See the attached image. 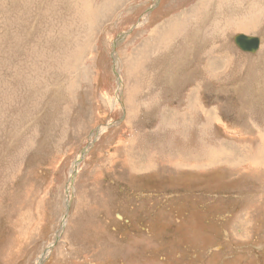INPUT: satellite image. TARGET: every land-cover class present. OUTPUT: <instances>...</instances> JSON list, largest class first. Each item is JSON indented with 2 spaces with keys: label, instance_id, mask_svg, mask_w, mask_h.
<instances>
[{
  "label": "rangeland",
  "instance_id": "obj_1",
  "mask_svg": "<svg viewBox=\"0 0 264 264\" xmlns=\"http://www.w3.org/2000/svg\"><path fill=\"white\" fill-rule=\"evenodd\" d=\"M261 137L264 0H0V264H264Z\"/></svg>",
  "mask_w": 264,
  "mask_h": 264
},
{
  "label": "bare ground",
  "instance_id": "obj_2",
  "mask_svg": "<svg viewBox=\"0 0 264 264\" xmlns=\"http://www.w3.org/2000/svg\"><path fill=\"white\" fill-rule=\"evenodd\" d=\"M232 3V2H231ZM207 7V6H206ZM208 8V7H207ZM214 17V16H213ZM231 17V16H230ZM143 23V22H142ZM189 23V22H188ZM209 23V22H208ZM236 24L237 25H235L237 28H240V31L241 30H250V29H253V26H249L250 25V23H246V22H243L242 24H238V22H236ZM204 25V24H203ZM187 26V25H186ZM209 26V25H208ZM206 27V26H205ZM217 28V27H216ZM170 30H171V26H170ZM210 30V29H209ZM215 31V30H214ZM171 32H172V30H171ZM204 32V31H203ZM216 33H218V32H216ZM178 35V34H177ZM211 35H212V33H211ZM214 37V36H213ZM225 37V36H224ZM199 38V37H198ZM202 38V37H201ZM229 38V37H228ZM192 40V39H191ZM199 40V39H198ZM261 41V40H260ZM224 42V41H223ZM216 45V44H215ZM164 46V45H163ZM221 46V45H220ZM171 47V46H170ZM212 48H213V45H212ZM216 49V48H215ZM214 49V50H215ZM213 50V51H214ZM221 50V49H220ZM205 51V50H204ZM207 51V50H206ZM208 51H210V50H208ZM187 52H189V51H187ZM247 52V51H246ZM211 53H212V51H211ZM253 53V52H252ZM202 54V53H201ZM206 56L208 55V54H205ZM227 56V55H226ZM202 58V60L204 59L203 57H201ZM212 59V58H211ZM204 61V60H203ZM209 61V59H206L205 60V63L207 62V63H210V62H208ZM184 62V61H183ZM216 63V62H215ZM218 69L219 68V66L218 67H215V69ZM177 70V69H176ZM200 70H201V72L202 71H206V73L208 72V70H207V67H205V66H203L202 68H200ZM178 73V72H177ZM202 74V73H201ZM200 74V75H201ZM180 75V74H179ZM205 75V74H204ZM207 75V74H206ZM209 76H211V75H209ZM211 77H213V76H211ZM179 80V79H178ZM207 80V79H206ZM161 81V80H160ZM209 81H210V79H209ZM214 81H216V79L214 78V80L212 79V81H211V83H216V82H214ZM203 82V81H202ZM183 83V82H182ZM154 85V84H153ZM160 85V84H159ZM161 85H162V83H161ZM160 85V86H161ZM182 85V84H181ZM172 86V85H171ZM175 87V86H174ZM172 88H170V90H171ZM182 89V88H181ZM196 91H200V89H197ZM197 101H199V103H197ZM186 102H189L188 104H192L193 105V107L194 108H191V109H187L186 111H184V112H181V111H179V112H174V113H172V114H179V113H189L190 114V116L192 115V113H197V114H205V115H208V114H210V113H212V112H208V111H205L204 110V108L202 107V106H200V100L199 99H194L193 101H191V99L189 100V101H186ZM187 104V103H186ZM190 106V105H189ZM191 107V106H190ZM200 110H202V111H204V112H202V111H200ZM193 111V112H192ZM214 113H216V114H218L219 112H214ZM185 116H187V114H185ZM176 118L178 119L177 121H179L180 119H181V117L179 116H177L176 115ZM174 120V119H173ZM182 120V119H181ZM206 120H208V117L206 118V119H204V122H207ZM175 122V121H174ZM196 122L197 123H199V122H202V119H200V118H198V119H196ZM216 122H217V119H216ZM170 123V122H169ZM181 123V122H180ZM207 127V126H206ZM136 136V135H135ZM196 138H197V140H198V142H200V144H201V148L200 149H198L197 150V154H195L194 156H179V157H177L175 160H169L168 162H166L165 164L168 166V164H170V165H173L174 167H187V166H189L191 169L193 168V169H204L206 166H209V165H218L217 166V168H219L220 167V165H222V166H225V167H230V169L233 167V162L234 161H236V163H237V165L239 166V165H241V164H244V163H246L247 161H249V159L246 157H244L243 158V162L242 163H239V159H240V155H238V157H239V159H232V157H222V155H219L217 152L219 151V145L218 144H215L214 143V141L212 140L211 142H210V144L209 143H207L205 140H204V136H201L200 134L199 135H196ZM204 140V141H203ZM209 140V139H208ZM260 140H261V145L262 146H256V149H258V150H255L254 148H252V150H251V152H250V157H264V137H261L260 138ZM144 146V145H143ZM146 148L149 150L150 148H148L147 146H146ZM217 149V150H216ZM148 150H146V152H145V154L147 155V154H151L152 155V153H151V151H148ZM131 153H132V155L133 154H136L135 152H132V151H130ZM155 152V151H154ZM253 152V153H252ZM142 153V155L144 154L143 152H141ZM156 153V152H155ZM130 154V153H129ZM176 154V153H175ZM226 155V154H225ZM247 154L246 153H244V156H246ZM263 155V156H262ZM174 156V155H173ZM129 158V162L132 160L131 159V157H128ZM157 158V157H156ZM151 159H153V157H151L150 159H148L147 161H148V164L144 167V168H142V169H140L138 166H136V161H134V162H131L130 164H132V165H134V169H136L137 170V172H139V171H141V170H145V171H150V169H152L153 168V162L151 161ZM171 159V158H170ZM159 161H161V160H159ZM158 161V162H159ZM228 164H230V166L228 165ZM169 165V166H170ZM257 166H262V167H264V161H261V163L258 161V163H257ZM235 167V166H234ZM131 169V168H130ZM75 171V170H74ZM47 252H49V251H46V253L44 254V256H43V258H45V256L47 255Z\"/></svg>",
  "mask_w": 264,
  "mask_h": 264
},
{
  "label": "water",
  "instance_id": "obj_3",
  "mask_svg": "<svg viewBox=\"0 0 264 264\" xmlns=\"http://www.w3.org/2000/svg\"><path fill=\"white\" fill-rule=\"evenodd\" d=\"M236 45L243 51L256 52L260 47V37L244 33L237 34L234 38Z\"/></svg>",
  "mask_w": 264,
  "mask_h": 264
},
{
  "label": "crops",
  "instance_id": "obj_4",
  "mask_svg": "<svg viewBox=\"0 0 264 264\" xmlns=\"http://www.w3.org/2000/svg\"><path fill=\"white\" fill-rule=\"evenodd\" d=\"M260 43H261V42H260ZM245 52H246V51H245ZM250 53H252V52H250ZM253 53H255V52H253ZM210 66H211V63H207V62H206L205 67H207V70H208V72H209V75L213 76L212 73H213V71L216 70V69H215V67H210ZM214 82H217V79H216V81H214ZM199 92H200V91H199ZM199 92L196 91L197 94H194V96H198ZM197 103H199V101H197ZM200 106H202V107L204 108V110H205V111H208V112H212V113H214V112H218V111H219V110H216V109H215V110H210V111H209V109L206 110L207 108H205V105L203 106V103L201 104V102H200ZM200 111H202V110H200ZM202 112H204V111H202Z\"/></svg>",
  "mask_w": 264,
  "mask_h": 264
}]
</instances>
